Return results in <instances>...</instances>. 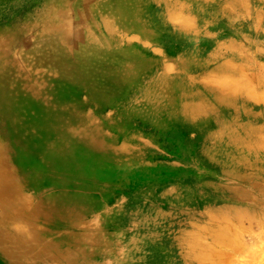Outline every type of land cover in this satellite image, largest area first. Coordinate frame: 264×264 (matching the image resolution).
Segmentation results:
<instances>
[{
    "label": "rangeland",
    "instance_id": "1",
    "mask_svg": "<svg viewBox=\"0 0 264 264\" xmlns=\"http://www.w3.org/2000/svg\"><path fill=\"white\" fill-rule=\"evenodd\" d=\"M0 128L75 210L19 225L70 249L23 264H210L216 215L246 232L218 264H264V0H0ZM66 144L92 170L40 168Z\"/></svg>",
    "mask_w": 264,
    "mask_h": 264
},
{
    "label": "bare ground",
    "instance_id": "2",
    "mask_svg": "<svg viewBox=\"0 0 264 264\" xmlns=\"http://www.w3.org/2000/svg\"><path fill=\"white\" fill-rule=\"evenodd\" d=\"M197 108L198 107L194 109L197 110ZM4 112L5 111H3V113ZM4 136L0 128V139ZM16 150L17 145L12 147L8 143L5 144L0 141V256L7 264H23L28 259V253L35 250L36 252L33 257L40 262L46 263L48 261L53 262L55 260H60V257H65L69 254L70 249L67 248L69 246L63 245V243L55 240V238H50L46 234H54L52 229L51 231L47 228L41 231L34 229V231L30 232V237H27L24 233L26 226L19 225H23L25 223L24 221L32 224L36 220L42 223H48L55 218L64 217L67 219L66 228H71L70 220L75 216V210L73 211L72 208L68 207L65 208L66 204H68L66 201L58 205L55 200L35 199L37 204L34 205L32 204V199L25 198L22 190L24 179H22V176L16 171V166H18L17 160L20 159V154L17 153ZM82 153V155L75 154V152L69 148L68 144L63 146L62 149H58L54 145L51 147L50 156L47 157L40 168H46V170H62L64 172L63 176H67L74 172L84 175L86 170H92L93 166L91 155L88 152L82 151ZM215 218L220 217L216 215L214 219ZM232 218L233 220H237L239 231L236 228V230L234 229L232 231V239L234 240H231V229L234 221L233 223L231 222L232 224L226 223V234L223 232L222 241L220 243L218 242L222 249L237 250L244 246L242 238L246 232L239 222V219L242 218ZM16 223H18L16 226L17 228L14 227ZM31 241L35 244L31 245ZM62 241H69V239L63 238ZM216 247V242L213 243L212 240L210 243V264H215L219 259V256L216 258L213 250ZM64 262L69 263V261Z\"/></svg>",
    "mask_w": 264,
    "mask_h": 264
},
{
    "label": "crops",
    "instance_id": "3",
    "mask_svg": "<svg viewBox=\"0 0 264 264\" xmlns=\"http://www.w3.org/2000/svg\"><path fill=\"white\" fill-rule=\"evenodd\" d=\"M219 220H220V221H219ZM225 220H226V222H225ZM233 221H234V223H233ZM216 222H218V223H224V222H225V223H227V224L232 222V223H233V226H232V229H231V236H230V237H231V240H234V239H232V231H233L235 228L239 231L237 220H236V219L233 220L232 217H228V216H227L226 218H225V217H221V219L218 218ZM239 222H240V221H239ZM242 222H243V221H242ZM232 223H231V224H232ZM235 225H236L237 227H236ZM234 226H235V227H234ZM243 227H244V225H243ZM225 228H226V227H225ZM225 228L222 229V232H221L222 234H223L224 230H226ZM236 229H235V230H236ZM212 240H213V243L216 242V244H217V247H216V248H218V247L221 248V246L219 245V243L222 241V238H221V240H218V241H217V240L215 241L214 239H212ZM218 242H219V243H218ZM243 242H244V241H243ZM233 251H234V253H238V252L236 251V249H233ZM245 253H246V252H245ZM245 253H243V254H245ZM239 255H241V253H239ZM218 262H220L219 259L217 260V262H216L215 264H218ZM242 264H244V262H243Z\"/></svg>",
    "mask_w": 264,
    "mask_h": 264
}]
</instances>
